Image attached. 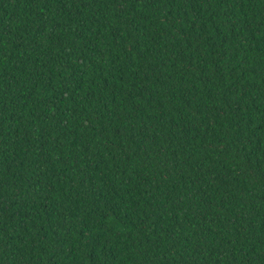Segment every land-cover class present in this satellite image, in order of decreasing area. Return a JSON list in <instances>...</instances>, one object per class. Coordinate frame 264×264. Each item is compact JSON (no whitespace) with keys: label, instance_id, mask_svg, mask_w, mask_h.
<instances>
[{"label":"trees","instance_id":"1","mask_svg":"<svg viewBox=\"0 0 264 264\" xmlns=\"http://www.w3.org/2000/svg\"><path fill=\"white\" fill-rule=\"evenodd\" d=\"M0 264H264V0H0Z\"/></svg>","mask_w":264,"mask_h":264}]
</instances>
